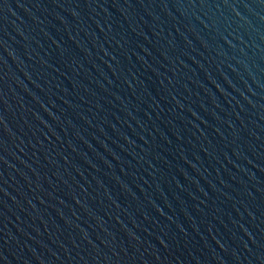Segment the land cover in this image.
I'll return each instance as SVG.
<instances>
[{"label": "water", "instance_id": "water-1", "mask_svg": "<svg viewBox=\"0 0 264 264\" xmlns=\"http://www.w3.org/2000/svg\"><path fill=\"white\" fill-rule=\"evenodd\" d=\"M0 264H264V0H0Z\"/></svg>", "mask_w": 264, "mask_h": 264}]
</instances>
